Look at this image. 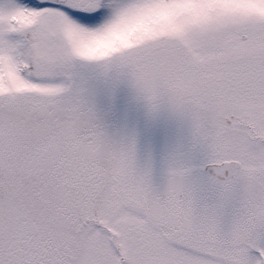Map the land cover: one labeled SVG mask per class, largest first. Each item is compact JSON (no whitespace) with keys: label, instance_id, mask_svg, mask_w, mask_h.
Returning <instances> with one entry per match:
<instances>
[{"label":"snow or ice","instance_id":"6c2138e0","mask_svg":"<svg viewBox=\"0 0 264 264\" xmlns=\"http://www.w3.org/2000/svg\"><path fill=\"white\" fill-rule=\"evenodd\" d=\"M0 264H264V0H0Z\"/></svg>","mask_w":264,"mask_h":264}]
</instances>
